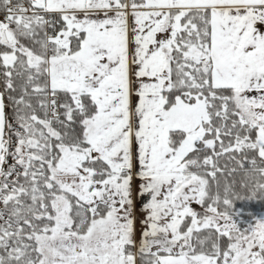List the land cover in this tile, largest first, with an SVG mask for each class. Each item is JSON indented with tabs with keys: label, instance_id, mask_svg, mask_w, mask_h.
<instances>
[{
	"label": "snow or ice",
	"instance_id": "snow-or-ice-1",
	"mask_svg": "<svg viewBox=\"0 0 264 264\" xmlns=\"http://www.w3.org/2000/svg\"><path fill=\"white\" fill-rule=\"evenodd\" d=\"M257 205L264 0H0V264H264Z\"/></svg>",
	"mask_w": 264,
	"mask_h": 264
},
{
	"label": "trees",
	"instance_id": "trees-1",
	"mask_svg": "<svg viewBox=\"0 0 264 264\" xmlns=\"http://www.w3.org/2000/svg\"><path fill=\"white\" fill-rule=\"evenodd\" d=\"M236 179H237V180H240V179H242V177H241L240 175H237V176H236ZM238 206H243V205H238ZM255 210L258 211V212H259V211H264V207H262V206H260V205H257Z\"/></svg>",
	"mask_w": 264,
	"mask_h": 264
},
{
	"label": "rangeland",
	"instance_id": "rangeland-1",
	"mask_svg": "<svg viewBox=\"0 0 264 264\" xmlns=\"http://www.w3.org/2000/svg\"><path fill=\"white\" fill-rule=\"evenodd\" d=\"M137 183H139L137 181ZM137 209H138V215H141V213L139 212V204H138V200H137ZM137 229H138V232H137V239H139V222L137 223Z\"/></svg>",
	"mask_w": 264,
	"mask_h": 264
},
{
	"label": "flooded vegetation",
	"instance_id": "flooded-vegetation-1",
	"mask_svg": "<svg viewBox=\"0 0 264 264\" xmlns=\"http://www.w3.org/2000/svg\"><path fill=\"white\" fill-rule=\"evenodd\" d=\"M138 204H139V200H138Z\"/></svg>",
	"mask_w": 264,
	"mask_h": 264
}]
</instances>
